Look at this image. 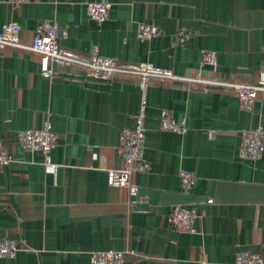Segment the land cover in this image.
I'll list each match as a JSON object with an SVG mask.
<instances>
[{"label":"crops","instance_id":"obj_1","mask_svg":"<svg viewBox=\"0 0 264 264\" xmlns=\"http://www.w3.org/2000/svg\"><path fill=\"white\" fill-rule=\"evenodd\" d=\"M90 2L111 4L105 22L90 17ZM7 22L22 27L24 44L55 22L65 53L81 59L97 51L178 78L264 77V0H0V32ZM140 24L159 35L141 38ZM207 51L218 56L215 71L202 63ZM49 70L30 50L0 52V141L13 155L0 168V237L20 246L0 264H90L92 252L112 249L135 253L126 264H234L243 251L264 259V148L256 161L239 156L243 134L264 131V96L246 111L208 83L155 79L144 95L136 76L103 82L86 67ZM143 106L148 169L139 171L119 147ZM164 113L187 133L163 129ZM47 120L57 135L49 156L17 144V132ZM129 170L137 196L110 181ZM182 171L197 178L191 190ZM176 205L200 214L193 231L169 224Z\"/></svg>","mask_w":264,"mask_h":264},{"label":"built area","instance_id":"obj_2","mask_svg":"<svg viewBox=\"0 0 264 264\" xmlns=\"http://www.w3.org/2000/svg\"><path fill=\"white\" fill-rule=\"evenodd\" d=\"M20 3L25 0H12ZM90 17L97 22H105L109 17L111 4L108 2H90L87 4ZM139 35L144 39H152L159 35V28L155 25L140 24ZM22 27L16 22H7L0 32V52L7 48L27 49L39 54L42 57L43 70H49L50 63L60 66H81L91 70L94 78L98 81H111L119 75L136 76L139 78L140 86L146 95V91L153 80H158L162 84L169 80L194 81L208 83L224 90H229L237 95L241 101V106L246 111H251L256 99L264 96V77L257 84H240L231 81H224L216 77L204 80L199 76L195 78H178L172 72L154 67L152 64L143 63L137 68H129L120 64L113 58L103 57L97 51L93 52L87 59L70 56L65 53L59 36V27L55 22H44L39 27L30 44L21 41ZM202 63L205 66L216 70L218 56L214 51L203 53ZM146 111L142 107L136 117V127L127 129L121 135L119 152L123 160L136 170L145 171L148 169L143 158V138L144 119ZM163 129L173 130L185 135L187 129L175 126L171 118L164 113L162 119ZM16 142L22 148L29 151H39L45 156H49L57 144V135L53 131L50 121H45L41 128L19 131L16 134ZM264 148V131L257 128L243 134L239 156L242 160H259ZM13 162V155L7 148L5 142L0 141V168ZM181 185L185 190H191L196 182V176L192 172L182 171L180 174ZM110 181L117 187L127 189L131 196H137L139 188L131 178L130 170L124 174L111 172ZM200 218L197 210L185 208L181 205L173 206L169 216V224L181 232L193 231L194 222ZM20 246L16 240L0 237V259L15 258ZM135 256L133 252L121 250L94 251L90 254V264H126L129 257ZM234 264H264L261 255L248 251L240 252L236 255Z\"/></svg>","mask_w":264,"mask_h":264}]
</instances>
